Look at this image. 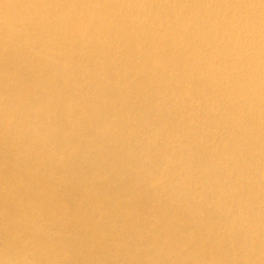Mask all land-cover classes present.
Returning a JSON list of instances; mask_svg holds the SVG:
<instances>
[{"label": "bare ground", "instance_id": "obj_1", "mask_svg": "<svg viewBox=\"0 0 264 264\" xmlns=\"http://www.w3.org/2000/svg\"><path fill=\"white\" fill-rule=\"evenodd\" d=\"M0 264H264V0H0Z\"/></svg>", "mask_w": 264, "mask_h": 264}]
</instances>
